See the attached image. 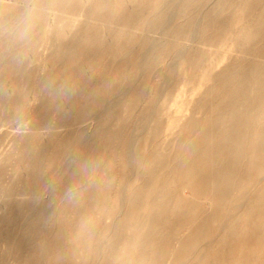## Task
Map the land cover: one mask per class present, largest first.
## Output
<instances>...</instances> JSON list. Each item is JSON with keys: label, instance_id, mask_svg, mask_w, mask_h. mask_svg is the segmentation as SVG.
<instances>
[{"label": "bare ground", "instance_id": "6f19581e", "mask_svg": "<svg viewBox=\"0 0 264 264\" xmlns=\"http://www.w3.org/2000/svg\"><path fill=\"white\" fill-rule=\"evenodd\" d=\"M0 1L2 4H4V2H5L4 0H0ZM12 1H13V3L10 2V4L11 3L13 4V6L11 5L12 7L6 8V6H4V7L0 6V72L7 71L8 75H9L7 78H9V80L11 81L10 85H12L13 87H16V84H18V82L23 81L24 78H26V73H25L26 68H28L32 64V60H29L27 57L28 52L30 53V51H28L30 44H33V46L35 45L34 47H36V44L37 45L39 44V46H41V48L43 47L42 48L43 52L37 58V64H38V68L42 69V71H43V69H45L47 67L49 68V71L47 72V74L45 76H43L39 79L34 78L32 80V82L30 80L26 79V80H24V83L17 85V87H19V86L21 87V94L19 95V98L14 103H12L11 105L8 102L9 107L7 109V112L16 111V110H18V111L20 110L22 112V110H24V105H23L22 100L25 99V100L37 102V105L35 107L32 106V108H31V112L34 114L37 111V109H40V110L43 109L45 104L48 103L52 98L60 96L64 99V102H63L64 107L62 106V108H64V109H62V112H63V110L66 111L65 106L67 104H69V106L67 105L68 107L66 109L71 108V110L73 109V111L77 110V112H79L80 115L78 117H75V119L72 121V123H68L64 117L66 115L69 116L70 111H69V114H66L65 116H64V114H62V112H59V114L61 113L64 116V117H62L63 119L61 117H59V115H57L58 119L56 118L57 119L56 123H54V121H53L51 123L52 125L48 124L49 122L45 121L47 118L45 116V119L43 120L45 123L41 124V125H37V127H36V128H38L37 130H39L38 134L39 135H41V134L50 135L51 134L50 136L53 137V135H52L53 131L61 130V132H63L64 128L67 126H68L66 128L67 130L69 127L71 129L72 126L74 124H76V122H80L81 124L79 123V125L80 126L85 125V127H82V126L80 127L78 125L77 129L80 131H77L75 129L76 131H74V133L72 134V132H73V130H72V132L70 133L71 136L69 135L70 137H66L68 139H66L67 141H66V144L64 146V150L61 149V151H62L61 157H59V155H58L61 153H58L57 151H56L57 155H56V152H54L55 153L54 155H56L58 157H54L53 154H48L46 157L43 156V154H41L42 150H44V149H42L43 147L42 148L36 147L34 144V141H33V138H35V137H33L31 140L28 137L26 131H23L19 137L12 140V142L10 143V146L8 148V152L5 155L4 160L7 162H13L15 160L17 167H18L15 170L16 173H22V174L28 176V180L26 181L25 184H22L18 189L11 190V189L5 188L6 190H1V192H0V202L2 201L0 204V264H66L65 261L72 258V257L73 258L74 257H77V258L80 257V259L86 257L87 251H85V250L88 248L89 245L86 242L87 240L85 241V238L83 237V235H81L79 233L80 228L84 227V226H82V222L79 223V221H78L75 224L77 227L73 225L74 227L71 228L70 230H68L67 233H65V234H64V230L61 227V225H59L57 230H53V228H52L55 221L60 222L62 220V218H60V213L62 211V209H61L62 203H66L67 201H72V199L79 193L76 190L75 191L72 190L71 185L68 186L71 183L66 181L68 183H65L66 185H64V182L62 183L61 181L65 180V179H69L72 176V174L74 175L75 172L80 171L79 172L80 175L79 174L78 175L81 177V173L85 172V175H86V172L88 173V172L92 171L93 174H91V177L93 178L92 175H94L96 178H93L92 180L87 178L91 181H89L88 183H85V184L83 183L80 187V190H81L80 195H83V196L88 195L87 196L88 198L89 197L92 198L91 193H93V194L95 193L94 192L95 186H97V185L100 187L105 186L102 183L105 182V179L110 178L112 172L110 171L111 174H109V176L107 177V175H108V169H107L106 175L104 174V175H101V177L97 178L99 168L96 169V167L99 166L100 164L104 165L107 162V159L105 158V156H101L98 154L95 155L94 152L97 149L99 150L100 148H102L101 143L106 138V136L111 139L110 134H108L106 131L108 130L107 129L108 125L111 123L110 118H112V117H114L113 122H115L114 123L115 124V128H114L115 130H113V136L112 137L116 141L118 139L120 140L119 136L123 133V132L121 133V131H124L126 129V127H128V125L132 121H133L132 123L135 124L134 126L132 125L133 126L132 132L129 135L128 141H126V143L123 146V154L125 153V155L123 156V159H122V164L125 167H129L132 170H134L135 166L139 165V164H137L138 158H137V151H136L137 142L141 138V136H139V135H141L147 129L146 124H148L153 118H155L154 117L155 116L154 113L156 114V112L154 111L155 107H152V109L150 111L151 113L149 115H147L146 118L142 117L143 119L137 118L135 120L134 118H132V116H130L128 109H130L131 107L133 108L134 106H130L132 100L130 101L129 92L135 88V86H134L135 84L139 85V82L137 81V80H139V79H137L138 76L135 77V75L130 74L131 73L130 71H133L134 69L136 71L138 69L137 74H139V72L140 73L146 72L147 69L152 68L154 66V60L159 58V56L161 55V51L164 49H168V50L171 49L172 50V48L173 49L177 48V50H176L177 52H178V50L183 51L185 48L189 47V45H191L193 43H197V45L205 44V45L213 46L215 43L213 40H206V39L204 40L203 39L204 29H206L208 27V25H211V28H213L215 25L214 19L218 15H220L222 12L226 11L227 10L226 8H228L230 10L232 8H235V7H243L244 9H246V8L250 9L249 11H247L248 14L246 13V16L249 17L248 21L244 19L245 24L240 28V30L235 34L229 33L224 38L225 39L224 43H226V42L230 43L229 51L230 50L235 51L238 55L244 54V52H243V48L245 46L244 42L253 38L254 33L257 32V30H258V28L254 29L255 26L253 25V21H251L252 16H254L255 14L259 15V20L254 21V23L255 24L260 23V19L264 16V0H166L167 2L161 3L162 5L159 4V1H161V0H141V4L140 3L139 4L142 6L144 5L146 10H147L146 11L147 13H145V14H147V15H145V18L136 17L134 15H132V16L130 15L131 17L128 18V15H127L128 13H127V11H125L127 9L124 10L127 14H125V15L122 14L124 16L120 15L118 13L119 12L118 10H117L118 12L115 11V8L118 5L126 3L127 5L129 4L127 6V7H129L131 4V1L135 2L137 0H81L82 7H81L80 11L77 13L76 17H74V21H73L74 22L73 25H75L77 21H80L81 27L78 30L77 29L74 30V26L72 25L66 29H59L58 31H55V33L53 35H51V37L49 39L45 36V33H48L49 31H51L52 28H51V23H50V25H46V27L44 26L46 16L50 13V11L56 12L57 10H59L60 13L69 12V9L71 7H74L73 3H72L74 1H72V0H12ZM28 1L29 2L31 1V2H30V4L28 3V5L26 6ZM162 1L164 2V0H162ZM168 2H170V3H168ZM204 2L205 3L209 2L212 5L211 9L208 11H205L203 9L201 12V9L203 7L201 9L199 7L200 13L198 12V14L196 16H194L195 18L192 19L191 15H190L191 12H189V10L191 9L190 8L191 5L193 4L192 6H194V4L196 5V4H199V3L201 4ZM71 3H72V6L70 5ZM74 3L77 5L79 3V0L77 3L76 2H74ZM55 4L57 5L56 7H55ZM69 5L71 7H69ZM202 6H204V5H202ZM118 7H120V6H118ZM134 7H136V6H134ZM192 9H193V7H192ZM199 9L197 8V9H195V11L199 10ZM140 10L142 11V8L139 9V12H140ZM143 10H145V9H143ZM122 11H123V9H122ZM192 11H194V10H192ZM120 13H122V12H120ZM224 13H226V12H224ZM53 14H55V13H53ZM188 15H190V17H188ZM206 15L209 16L208 21L204 17ZM223 15L226 16V14H223ZM78 17H82V18H78ZM222 18L223 17H221V20H222ZM224 18H226V17H224ZM242 18H244L243 13H242ZM177 19H180V21L182 19L183 22L180 23V21H179V23H180L179 25L175 24V20H177ZM183 19H186V21H184ZM205 21L207 23H205ZM79 25H77V26H79ZM154 27H155V30L160 29L159 31L157 30L159 32L158 36L156 35L157 32L154 31ZM97 28L101 29L98 39L102 38L103 43L101 44V46L99 45L100 48L98 46L96 47V49L99 48L98 50L95 49L92 52H88V51H90V49H89L88 51L85 50L86 52L84 51L85 54H82L83 48H81V47H82L83 43L85 41H87L88 35L90 34V31L92 29H94V31H95ZM213 29H212V31H214ZM60 30H62V31H60ZM234 30H235V28H234ZM142 31L146 32L147 35L149 33H150L149 35H151L150 31L156 32L155 35L157 36V38L152 39V40L150 39V42H149L148 38H146V36H147L146 35V36H143L146 38V40H144V39L142 40V38H140L141 35L139 36V34ZM212 31H209V33ZM61 32H69V33L70 32H73V33L76 32V34L74 35L72 40L69 38L68 42L63 43L58 38V35L61 34ZM95 32L97 33V31H95ZM46 38L48 39V41H47L48 43H46ZM260 38H261V36H260ZM260 38L258 37V39H260ZM93 39L94 38L92 37V40L91 39L90 40L93 42ZM98 39L96 40L97 42H98ZM146 41H147V43L149 42L148 45L146 44ZM262 43H264V42H262ZM88 44H90V43H88ZM96 44H98V43H96ZM96 44L93 42V46H95ZM90 45H92V44H90ZM139 45H142L140 50L137 47ZM86 47L87 46H85V48ZM88 47L90 48L91 46H88ZM257 47H259V46H257ZM134 48L139 50V52L136 53L137 59H135L134 62L125 61V60H127L126 57H130V55H132V54H134V57L136 56L135 53H133ZM254 51H256V50H254ZM261 52H262V50H261ZM181 53H183V52H181ZM263 53H261V54H263ZM162 54H163V52H162ZM250 54H252V53H250ZM253 55H254V52H253ZM179 56H180L179 59H177L178 63L180 62L179 68L184 69V74L181 72L179 73V71L177 72V67H176L177 63L172 64L169 61L170 63H168L169 65L167 66V70L163 74V80H164V83L165 82L168 83L169 80H172L174 77H179V76L181 77L183 75L182 82H181L182 84L180 86V90L176 93V95L173 98L169 99L168 107L163 109V111H161V112L170 114V111L174 108V111L178 114V117H177V119H170L166 127H167V129H173V128H177L178 126H180L182 132H186L189 128V123L187 121L185 122L184 120L186 119L188 113L190 111L197 112V111L201 110L200 109L201 107L199 104H195L194 106H191L192 101L195 99V93L197 92V90L202 88L203 85L207 84L208 81L207 82L202 81V79L204 77L203 73L198 74L199 69L202 68V65L199 62H195V64H193V63L191 64V61H190V63H189V61L185 57L184 53L180 54ZM195 56H197V55H195ZM162 57H163V55H162ZM245 57H246L245 59L247 60V56H245ZM249 57H251V56H248V58ZM67 58H69V60H71L73 62L74 61L77 62L76 63L77 67H76V69L71 70L68 73V75L66 76V80L62 83L63 86L58 88L56 86L57 85L56 84L57 78L62 75L60 67L62 65L63 60H65ZM119 58L121 60L125 59L124 60V63L126 62L125 64L121 62L122 64H124L123 65L124 70L120 72L119 68H117L120 74L118 73V76L116 75L115 79H112L111 67L113 66V63H114L113 61L115 59L119 60ZM225 58H226V55H224L223 58L219 60V62L221 60L223 61ZM256 58H258L259 61H264V55H258V56H256ZM132 59H133V55H132L131 60ZM118 60H115V61L117 62ZM242 60L243 59H241V61ZM253 61H254V59H253ZM156 63H158V62H156ZM253 63L254 62H252V64L251 63L250 64L253 66ZM114 66L112 68H114ZM116 66H117V64H116ZM236 67L237 66H233V68H235V70L233 72H236L237 69H239L238 67L236 69ZM248 68H249V70L247 71V73L249 76L250 75L249 71H250L251 67H248ZM189 69H191V70H189ZM224 69H226V68H224ZM228 70H226V73H224V75H223L224 77L227 76L226 74H227ZM147 72H150V70ZM258 72H260V71H258ZM132 73H134V72H132ZM231 73H232V71H231ZM231 73H228V77H226V78H229V76H231ZM262 73L263 74L261 75V77L264 75V72H262ZM150 74H152V73H150ZM237 74H239V73H237ZM147 75L149 76V73ZM232 75H234V73H232ZM235 75H236V73H235ZM87 76L95 77L97 79H96L95 85H93L92 87H89V89L85 90L84 86L86 85V82H85L86 80L85 81H82V80H83V78H85ZM145 76H146V73H145ZM145 76H143V77H145ZM218 77L215 76L213 79L217 78V80H218ZM237 78H239V76H237ZM237 78L235 80H237ZM250 78H251V80H250L251 82L244 86L242 96H240L239 92H238V95L240 96V99H238L239 102L233 101L232 98H234V96H236V95H234V96L229 97V99L227 100V103H226V104L232 105L235 108V110L236 109L238 110L237 112L240 111V113H242L244 115L239 116L238 118H235L232 116H227L226 112H223V113H226L224 115L221 114V112L223 110H219V109H221V107H223V106L224 107L227 106V105H223L224 100H221L219 102V104H211L210 111L211 112H215V111L220 112V113L216 114V116H219L221 114V116L218 117V119H217L218 123L215 122L216 121L215 119L217 118L215 116V119L213 118L215 120V121L213 120L215 122L214 126L213 125L209 126V124L213 123V121H211V122L209 121V124H207L206 127L200 129L201 131H200L197 139L193 142V145H191L189 148L187 146L183 147V149H185V150L190 149L191 151H193V154H196V155L198 154V156H200L202 159L208 160V162L210 161V165H209L211 167L210 171L211 172L215 171V174H210V178L207 181V188L213 192H215V191L219 192V196L217 197V200L213 199L210 203V206L212 207V211L208 214L207 219H205V221H203V223H201L199 225V227H197V229H196V234L200 235L199 238L201 236H205V235L208 236L212 233V231H213L212 227L214 225L213 221H215L214 219L218 218L221 215L220 212H218L219 206L223 205L224 203H227L229 201V198H231L230 202L233 201V197H232L233 193L237 189L243 188L244 180L240 184H237V182H236L237 178H234V176L237 175L236 174L237 152L240 150L246 149L245 147L247 144L245 145V142H248V140L251 138V136H249L250 135L249 129L251 128L252 123H255L256 121H258L262 117H264L263 114H260L259 112L256 114L255 113L256 110H253V109H255L254 108L255 105H254V102L251 101L250 96L248 94L249 93H257L260 96L261 90L257 89V87H255V83H256L255 79L257 78V76L254 77L252 75V77H250ZM143 79H145V78H143ZM224 80H226V79H224ZM262 80H263V78H262ZM7 81H6V83H7ZM81 81H82V83L85 82V83H83V84H85L84 86H83V84L81 85V83H80ZM259 81H261V80H259ZM147 82L149 83V81H147ZM147 82L145 83V85L147 84ZM191 82H192V86H191V88L188 89L187 85ZM218 82L222 83L223 81L219 80ZM227 82H228V80L224 83H226L227 85L233 84V82L230 83L231 81L228 83ZM116 83H117V85H119L118 87H116V91L118 90V88H119V90L117 92L115 91L112 94L111 91L112 90L114 91V89H115V88L114 89H112V88L114 87V84L116 85ZM224 83L222 85H224ZM243 83L244 82L241 81V87H242ZM258 83H260V82H258ZM262 83L264 84V82H261V84ZM142 85L145 86L143 83H142ZM152 85H153V82H152ZM215 85L216 84H214L212 86V89H214ZM222 85H220V86H222ZM6 86H7L6 84L4 85V84L0 83V89H4V90L8 89L9 85L7 87ZM88 86H89V84H88ZM88 86H87V88H88ZM165 86H166V84H164V87ZM147 87H146V89H148ZM164 87H162V88H164ZM231 87L233 88L234 86L231 85ZM143 88H145V87H143ZM143 88H141V90L138 89L140 92L138 91L137 93H135L134 97H136V99H137V97H141V93H142ZM259 88H261V87H259ZM164 89L157 93L156 101L158 99H164V100L166 99L167 92H165ZM212 89L210 87L209 92H212ZM219 89L226 91L223 89V87H221ZM262 89H264V88L262 87ZM231 90L229 89V91L231 93H233V89H231ZM147 91L148 90H146V92ZM219 91H218V93H216L217 96L214 98L218 97ZM236 91H238V90H236ZM3 92L1 95H3ZM209 92L206 94L207 96H208ZM230 92L228 94H231ZM241 92H242V89L240 90V93ZM131 93H133V92H131ZM131 93H130V96H131ZM212 93H211V95L214 96L215 94H212ZM224 94H226V92H224ZM132 96H133V94H132ZM223 96H226V95H223ZM263 96H264V94H263ZM3 97H2V99H3ZM145 97H148V96L145 95ZM236 97L238 98V96H236ZM141 98H140V100H141ZM259 98H261V97H259ZM2 99L0 102H3ZM126 99H128V100H126ZM210 99L208 98V100H210ZM261 99H263V98H261ZM57 100H56V102H57ZM142 100L144 101V99H142ZM208 100H206V101H208ZM141 101H140V103H141ZM261 101L262 100H260V99L258 100V103H259L257 105L258 108L261 104ZM65 102H67V104H64ZM95 102L98 103V105L93 110V105ZM128 102H130V104ZM203 102H204V100H203ZM208 102L211 103V101H208ZM126 103H128V106H130V107L124 106V104H126ZM207 104H209V103H207ZM51 105L52 104L50 103V106ZM137 105H139V104L137 103ZM147 105L148 104L144 105V108H142L143 111L145 109V106H147ZM140 106H139V108H140ZM224 107L222 109H226ZM117 108L119 110H117ZM197 108H199V110ZM207 108H209V107L207 106ZM51 111H52V109H51ZM139 111H142V110H139ZM203 111L205 114L206 110L203 109ZM203 111H202V113H203ZM31 112L29 111V113L26 112V114H25V112L23 111L20 114V116L18 115L19 118H17V119L20 122L26 121L30 117ZM134 112H135V110H134ZM51 113H53V112H51ZM51 113H49V115ZM130 113H131V111H130ZM134 114L135 113H133V115ZM136 114L134 116H136ZM192 115H193V113H192ZM3 117L4 116H2V119H0V120L3 121V119H4ZM190 117H192V116L190 115ZM190 117H189V119H190ZM200 117H201V115H200ZM200 117H199V119H195V120L201 121ZM50 118L51 117H48V121L50 120ZM157 118H155V119H157ZM40 120H42V118H40ZM211 120H212V118H211ZM109 121H110V123H109ZM82 122L84 123V125ZM160 122L161 121L159 120L158 123H160ZM197 123H198V121H197ZM232 124H233V127L235 126L237 128L234 129L231 133L228 130V127H231ZM75 126L76 125H74V128L77 127V126L76 127ZM156 126H159V124L155 125V127ZM217 126H221V128L224 129L223 131L226 130L225 131L226 133L228 131V133H227L228 136L230 135V133L233 134L234 131L237 133L240 132L241 138L234 140L232 143L229 142L231 144V146L224 144L223 147H221V150L217 151L213 155H209L211 149L215 146L216 140H215V137H213L212 135L214 133L213 128H215ZM190 127H191V125H190ZM193 128L191 129V131H194ZM110 131H111V129H110ZM147 132H149V131H147ZM67 135L68 134H66V136ZM190 135H192V132ZM216 135H218V132L216 133ZM222 136H223V134H222ZM228 136L226 137V139L228 138ZM246 136H247V138H246ZM51 137H49V138H51ZM182 137H183V135H182ZM53 138H51V139H53ZM254 138L257 139V138H260V136L257 137L256 133H255ZM39 139L37 142L40 141ZM56 139H57V135H56ZM35 140H37V137L35 138ZM106 140H107V138H106ZM53 141H56L55 138ZM255 141L256 140L254 139L253 142H255ZM62 142L64 143V141H62ZM35 143H36V141H35ZM45 144L46 143H44L43 146ZM57 144H59V143H57ZM122 144H123V142H122ZM50 147H52V144H50ZM56 148H58V145L56 146ZM56 148H54V150ZM60 148H61V145H60ZM60 148H59V150H60ZM50 149H52V148H50ZM114 149H116V148H114ZM185 150H184V152H186ZM112 152H113V150H112ZM118 152H119V150H118ZM48 153H50V152H48ZM242 153H243V151L241 152V155H242ZM105 154H107V153H105ZM110 154H112L111 151H110ZM116 155L118 156V154H116ZM240 157H239V159H241ZM242 157H243V155H242ZM176 158H178V156ZM91 159L94 161V162L92 161L94 163L92 166H95L93 170L91 168H90L91 170H89V167H91L90 164H89V166H87L88 165L87 162L89 160L91 161ZM116 159H118V158H116ZM47 161H48V164H45V162H47ZM111 161H115V159L114 160L112 159ZM173 161H172V164H173ZM185 161L186 162L183 161V163L180 164L179 166H176V168H178L183 173L185 172L186 167H188V165H186L187 160H185ZM240 161L241 160H239V162ZM120 162H121V158H120ZM239 162H238V164H239ZM42 164H45L46 166L45 165L43 166ZM112 164H113V162H112ZM115 166H116V164L113 167L114 169H116ZM119 166L122 167L120 165V163H119ZM170 166L172 168V165H170ZM117 167H118V165H117ZM173 167H175V166H173ZM171 168H170V170H171ZM2 169H3V167L0 168V172L4 170V169L3 170ZM118 169H119V167L117 168V170ZM135 172H134L135 173L134 177L137 179L139 177V172L138 171H135ZM76 175L74 177H76ZM117 175L113 174L112 175L113 177L111 176L113 179H110V180H114L115 176H116V178L118 177L120 179L119 174H117ZM211 175H215V176H211ZM5 176L6 175L3 174L2 177H5ZM190 176H191V174H190ZM174 177H175V175H174ZM262 177L263 176L261 175L260 178H262ZM82 179H84L83 176H82ZM78 182L82 183V181H80V180H78ZM77 183L75 185H77ZM80 183H79V185H77V187L80 186ZM72 184H73V182H72ZM124 185H126V184L124 183ZM107 187L109 188L110 185H108ZM107 187L106 186L103 187L102 190L107 188ZM112 188L111 189L109 188V189L112 190ZM125 188H126V186H125ZM162 188H164V186ZM162 188H159L158 190H160ZM122 189H124V187ZM102 190H100V191H102ZM110 190L105 189L103 191H108V194H109ZM165 190H166V188H165ZM111 192H114V191H111ZM111 192H110V194H111ZM163 192H166V191H162V194H163ZM192 192H193V190H192ZM99 193H98V189H97V194H99V195H101V193H104V192H99ZM89 194H91V196H89ZM112 194H111V196H112ZM125 198H126V196H122V197L120 196L119 201H123V203H124ZM20 199L22 201H20ZM81 199H83V197ZM93 199H95V198H92L91 201ZM100 199H101V197H100ZM105 199H106V201L108 200L106 196H105ZM109 200L111 201V199H109ZM247 200H248V198H247ZM97 201L99 202L98 199H97ZM106 201L104 200L102 202L106 203ZM110 201L107 202L108 206H109ZM114 202H116L115 199H114ZM241 203L242 202H240V204ZM93 204L96 205V203H93ZM240 204H239V206H240ZM103 205H104V203L102 204V207H103ZM262 205H264V204H262ZM108 206H107V208H108ZM120 206H122V204ZM241 206H242V204H241ZM97 207L95 206V208H97ZM91 208H93V206ZM88 209H89L88 211H91L90 207ZM79 210H81V209L79 208ZM238 210H240V209H238ZM92 211L94 212L95 209ZM70 212H71V209H70ZM120 213H122V211ZM119 214L117 211V215H119ZM101 215H102V213H101ZM110 216H113V213L110 214ZM230 216H231V213H230ZM69 217L70 216H68V218ZM115 217H116V215H115ZM99 218H100V216H99ZM113 218H114V216H113ZM76 219H78V218H76ZM73 220H74V218H73ZM82 220H84L83 222H85V221L89 222L88 220H85V219H82ZM105 220H107V219L105 218ZM110 220H113V219L111 218ZM192 220H195V219H192ZM37 223H38V225H37ZM96 223H97V221H96ZM86 224H89V223H86ZM140 224H142V223H140ZM233 225H234V223H233ZM87 227H88V225H86V228ZM92 227H93V225H92ZM112 227H113V225L111 226L110 230L112 229ZM89 229H91V228H89ZM97 229H96L95 233L98 232ZM83 230H84V228H83ZM110 230L105 231L104 235L110 237L111 235L114 236L116 234L115 233L116 230H114L115 232L110 231ZM218 230H219V234H222L221 236H225L227 233H230L233 230V226H228V223H225L223 226H220L218 228ZM88 231L89 230H87V234L89 233ZM53 233H54V235H53ZM164 236H166V235H164ZM70 240L76 241L75 244L69 245L68 242ZM79 243L82 244L83 248L79 246ZM108 243H109V241L107 240L106 245ZM106 245L102 248V250L100 252L101 255L102 254L104 255L108 251V247L105 248ZM181 245H182V247H184L183 243H179L178 248L175 249L173 251V253H171V255L169 256L170 262H172L174 264L178 263V260L176 258L179 256V253L182 249ZM215 247L216 246L211 247V252L213 250H215ZM99 248H100V246H99ZM112 248H113V246H112ZM203 253L204 252H202V254ZM101 255H99V256H101ZM206 255L208 256L207 253L206 254L204 253V255H203L204 258L202 259V262H204V263L207 262ZM61 256H62V258H60ZM200 256H202V255H200ZM93 257H94V255H93ZM76 261L74 263H76ZM182 263H183V260H182Z\"/></svg>", "mask_w": 264, "mask_h": 264}, {"label": "rangeland", "instance_id": "374dc122", "mask_svg": "<svg viewBox=\"0 0 264 264\" xmlns=\"http://www.w3.org/2000/svg\"><path fill=\"white\" fill-rule=\"evenodd\" d=\"M4 1H5L4 4H2L0 1V4H1L0 6H2V7L6 6V8L13 6L12 0H4ZM72 1H74L76 3L78 2V0L77 1L72 0ZM161 1H159V4L167 2L166 0H164V2L163 1L161 2ZM10 2H12V3L10 4ZM30 2L28 1L26 6L28 5V3L30 4ZM74 2H72L74 7H71L72 3L70 4L71 6L69 5V7H71L69 9V12L60 13L59 10H57L56 12L50 11V13L46 16L44 26L46 27V25H50V23H51V28H52L51 31H49L48 33H45V36L48 39L51 37V35H53L55 33V31H58L59 29H66L69 26L73 25L74 17H76L77 13L80 11V9L82 7L81 0H79V3L77 4L78 6ZM133 2L131 1V4L129 7H127L129 4L127 5L126 3H123L121 5L117 4L120 7L117 6L115 8V11L118 10L119 12L118 11L117 12L120 15H122V14L125 15L128 13L127 14L128 18H130L132 15H134L136 17H140V18L141 17L145 18V15H147V14H145V13H147L146 12L147 10H146L144 5L143 6L140 5L141 0H137L134 3ZM168 3H170V2H168ZM204 3L196 4L197 6L195 4H194V6H192L193 4L191 5L190 8L192 9V7H193L192 10H194V11H192L191 9L189 10V12H191V14L190 13L189 14L191 15L192 19L195 18L194 16H196L198 14V12L200 11V9L202 7L203 8L201 9V12L203 9L205 11H208L211 9L212 5L209 2H206L205 4ZM202 5H204V6H202ZM56 6L57 5L55 4V7ZM134 6H136V7H134ZM139 7L142 8L143 12L141 10L139 12V9H140ZM199 7H200V9H199ZM194 8L195 9L198 8L199 10H196L197 11L196 12ZM122 9H123V11H122ZM125 9H127V10H125ZM143 9H145V10H143ZM226 9L227 10L224 11L226 13L222 12L220 15H218L214 19L215 25H214V27L212 26L214 29L211 28V25H208V27L206 29H204L203 39L204 40L205 39L206 40H213L215 42L213 46H209V45H205V44L197 45V43H193V44L189 45V47L185 48L186 50L184 49L183 51L178 50V52H177L176 51L177 48L176 49L172 48V50L171 49H169V50L164 49L161 51V55L159 56V58L154 60V66L152 68L147 69L146 72L140 73L138 71L140 74L139 75V74H137L138 69L136 71H135V69L133 71H130L131 72L130 74L135 75V77L138 76L137 79H139V80H137L139 82V85L135 84L134 85L135 88L129 92V98H130V101L131 100L132 101H131V104H130V102H128V103L130 104V106H134L133 108L131 107L130 109H128L130 116H132V118H134L135 120L137 118L138 119L139 118H141V119L146 118L147 115H149L151 113L150 111H151L152 107H155L154 111L156 112V114L154 113V115H155L154 117L155 118L158 117V118L157 119L153 118L148 124H146L147 129L141 135H139V136H141V138L139 137L140 139L137 142V146H136L137 158H138L137 164H139V165L135 166L134 170H132L129 167H125L122 164V159H123V156L125 155V153L123 154V146L126 143V141H128L129 135L132 132L133 126L135 124L132 123L133 121L130 124L128 123L129 124L128 127H126V129L124 131H121V133L122 132L123 133L119 136L120 140L118 139L119 141L118 140L116 141L112 137L113 136V130H115L114 129L115 128V124H114L115 122H113L114 117L110 118L111 123L109 121L110 124L108 123L109 124L108 128H107L108 130L106 132L108 134H110L111 139L106 136L107 140L105 138L103 140L104 142L102 141V143H101V147H102V148H100L101 150L97 149L94 153H95V155L98 154L101 156H105V158L107 159V162L104 165H101V164L99 165L101 168L99 166L96 167V169L99 168V171L97 170L98 171L97 178L101 177V175H104V174L106 175L107 169H108L107 177L109 176V174H111V172H112L111 176L113 174L114 175L119 174L120 179L118 177L116 178V176H115L114 180H110V179H113L112 178L113 176L112 177L110 176V178L105 179V182L102 183L106 187L108 185H110V187H109L110 189L112 187L114 188V189L112 188V190H110L108 187H107L108 189L105 188L106 190H110V192L114 191V192H111V194L113 193L112 196H111L110 192L108 194V191H103L105 189L102 190V188L105 186L100 187L98 185L95 186V188H94L95 193L94 194L91 193L92 198H95L92 201H91L92 198L87 197L88 195L87 196L80 195L81 194V190H80L81 185L83 183L84 184L88 183L93 178H96L94 175H92L93 178L91 177V174H93L92 171H90L88 173L86 172V175H85V172L81 173V177L79 176L80 171L75 172L74 175L72 174V176L69 179H65V180L61 181L62 183L64 182V185H66L65 183H68V182L71 183L68 186L71 185V189L74 191L76 190L79 193L72 199V201H67L66 203H62V205H61L62 211L60 213V218H62V220L60 222L55 221L52 228H53V230H57L59 225H61V227L64 230V234H65V233H67L68 230H70L71 228L76 226L75 224L78 221H79V223L82 222V226H84V227L80 228L79 233L81 235H83V237L85 238V241L87 240L86 242L89 245L88 248L85 250V251H87L86 257L81 258V259H80V257H78V258L72 257V258L65 261L66 264H94V263L95 264H168V263L174 264V263L169 261V256L171 255V253H173V251L175 249L178 248L179 243H183L184 247H182V245H181L182 249L179 253V256L176 258L178 260L177 264H264V205H262V204H264V117L261 116L263 119L261 118L260 120L256 121L257 123L256 122L252 123L251 128L249 129V131H250L249 136H251V138L248 140V142H245V145L247 144L245 147L246 149H243V150H240L237 152V156H236V174L237 175H235L236 177L234 176V178H237L236 179L237 184H240L244 180L243 188L237 189L233 193V196H232L233 201L230 202L231 198H229V201L227 203H224L223 205L219 206L218 212H220L221 215L218 218L214 219L215 221H213L214 225L212 227L213 228L212 233L208 236H206V235L201 236L200 238H199L200 235L196 234V229H197V227H199V225L201 223H203V221H205V219H207L208 214L212 211V207L210 206L211 201L213 199L217 200V197L219 196V192H217V191L213 192L207 188V181L210 178V174H215V171H212V172L210 171L211 170V167L209 166L210 161L208 162V160L202 159L200 156H198V154L197 155L193 154V151H191L190 149L189 150L183 149V147L187 146L189 148L191 145H193V142L197 139V137L201 131L200 129L206 127L207 124H209V121L210 122L213 121L215 119L216 114L220 113L218 111L211 112L210 111L211 104H219V102L221 100H224L223 105H227V106L226 107L223 106L226 109H222L223 107H221V109H219V110H223L221 112V114L224 115L227 113V116H232L235 118H238L239 116L244 115V114L240 113V111L237 112L238 110L237 109L235 110V108L232 105H229L226 103H227V100L229 99V97L234 96V95L238 96V98L236 96H234V98H232L233 101L239 102L238 99H240V96H242V94H243V88L245 85H247L251 82L250 77H252V75L254 77L257 76V78L255 79L256 80L255 87H257V89L261 90V93H260L261 95L259 96L257 93H249L248 95L250 96L251 101L254 102V105H255L254 108L255 109H253V110H256L255 113L257 114L259 112L260 114H263V116H264V100H263L264 99V96H263L264 89H262V87L264 88V84L263 83H262L263 85L261 84V82H264V75L261 77V75L263 74L262 72H264L263 71L264 70L263 69L264 68V61H259L258 58H256V56H258V55H264V53H263L264 52V43H262V42H264V16L260 19V23H256V24L254 23V21L259 20V15L255 14L254 16H252L251 21H253V25L255 26L254 29L258 28V30H257V32L254 33L253 38L244 42L245 46H244V48L242 47L244 54L238 55L235 51H232V50H230L231 52L229 51L230 43L229 42L224 43V40H225L224 38L229 33L235 34L240 30V28L245 24L244 21L245 20L248 21L249 17L246 16V13L250 9L249 8L244 9L243 7H235V8H232L231 10L228 8H226ZM124 10L127 11V13ZM120 12H122V13H120ZM53 13H55V14H53ZM242 13H243L244 18H242ZM223 14H226V16H224ZM124 15H122V16H124ZM190 15H188V17H190ZM204 17L208 21L209 16L206 15ZM221 17H223L222 20H221ZM224 17H226V18H224ZM78 18H82V17H78ZM183 20L186 21V19H183ZM179 21H180V19L175 20V24L179 25L181 22H183L182 19H181L180 23H179ZM205 23H207V22L205 21ZM75 25H73L74 30L75 29L78 30L81 27V22L77 21ZM77 25H79V26H77ZM234 28H235V30H234ZM94 29H92L90 31V34L88 35L87 41H85L83 43V45L81 44L82 45L81 48H83L82 54H85V52H86L85 50L88 51L90 49V51H88V52H92L96 49L97 46L100 48L101 44L103 43L102 38L98 39L101 29L97 28L95 30V31H97V33L94 31ZM212 29L214 31H212ZM157 30L159 31L160 29L155 30V27H154V31H156L157 33L150 31L151 35H149L150 33L147 35L146 32L142 31L139 34V36L141 35L140 38H142V40L143 39L146 40V38H148V40L150 42V39L151 40L156 39L157 36L159 35V32ZM60 31H62V30H60ZM209 31H212V32L209 33ZM72 33L73 32H70V33L69 32H61V34L58 35V38L61 42L66 43V42H68L69 38L72 40L74 35L76 34V32H74L73 34ZM155 33L157 36L155 35ZM259 35L261 36V38ZM91 36L95 39V40L93 39V42L95 44L98 43L95 46H93V42L91 41L92 40ZM143 36H146V38ZM258 37L260 39H258ZM47 38H46V43H48ZM96 38L98 39V42L96 41L97 40ZM147 41H146V44L148 45L149 42L147 43ZM88 43H90L92 45H90ZM256 45L259 47H257ZM30 46H29L30 50L28 49V51H30V53L28 52L27 57L29 60H32V64L28 68H26V70H25L26 78H24V80L28 79L32 82V80L34 78L39 79V78L45 76L47 74V72L49 71V68L47 67V68L43 69V71H42V69L38 68L37 58L43 52V49H42L43 47L41 48V46H39V44L38 45L36 44V47H34L35 45L33 46V44H30ZM85 46H87V47L85 48ZM88 46H91V47L89 48ZM139 46H137V47L140 50L142 45H139ZM99 48H97L96 50H98ZM135 48H134L133 53H135V55H136V53H138L139 50L135 49ZM254 50H256V51H254ZM261 50H262V52H261ZM162 52H163V54H162ZM181 52L184 53V55L187 58V60L189 61V63H190V61H191V64L192 63L195 64V62H199L202 65V68L199 69L198 74L203 73L204 77H203L202 81H206V82L208 81L207 84L203 85V87L200 88L199 90H197V92L195 93V99L192 101L191 106H194L195 104H199L201 107V108L200 107L199 108L201 110L197 111V112L190 111L188 113L186 119L184 120L185 122L187 121L189 123V128L186 132H182L180 126H178L177 128H173V129H167L166 126H167L169 120L170 119H177V117H178V114L174 111V108L170 111V114L161 112V111H163V109L168 107L169 99L173 98L176 95V93L180 90L183 75L181 77L180 76L174 77L172 79L173 81L169 80L168 83H166V82L164 83L163 74L167 70V66L169 65L168 63H170V62L172 64L177 63V66H176L177 72L179 71V73L181 72L184 74V69L179 68L180 62L178 63V60H177L180 57L179 55L183 54ZM253 52H254V55H253ZM250 53H252V54H250ZM261 53H263V54H261ZM132 55H133V59L131 60ZM132 55H130V57H126L127 60L122 59L123 60L122 61L119 58V60L115 59V60H118L117 62L115 60L113 61L114 62L113 66L114 65L115 66H114V68H112L113 66L111 67L112 79H115L116 75L118 76L119 71L121 72L124 70L123 65L126 63V62L124 63V60L127 62L128 61L134 62L135 59H137V55L135 57H134V54H132ZM162 55H163V57H162ZM195 55H197V56H195ZM224 55H226V58L223 61L221 60L219 62V60L222 59ZM245 56H247V60L245 59L246 58ZM248 56H251L252 58L251 57L248 58ZM241 59H243V60L241 61ZM253 59H254V61H253ZM74 62L69 60V58L63 60L62 65L60 67L62 75L57 78V82H56V84H57L56 86L58 88L63 86L62 83L66 80V76L68 75V73L71 70L76 69V67H77L76 63L77 62H75V63ZM121 62L124 64H122ZM156 62H158V63H156ZM252 62H254L253 66L251 65ZM115 63L117 64V66ZM232 65L237 66L239 69H237V67H236L237 71L233 72L235 70V68H233ZM248 67H251L250 71H249L250 72L249 76L247 73V71L249 70ZM117 68H119V71ZM224 68H226V69H224ZM149 70H150V72H147ZM189 70H191V69H189ZM226 70L229 71V72L227 71L226 77H228V73H231V71H232V73H234V75H232V73H231V76H229V78L224 77L223 75H224V73H226ZM258 71H260V72H258ZM132 72H134V73H132ZM145 73H146V76L148 78L145 76ZM148 73H149V76L147 75ZM150 73H152V74H150ZM235 73L237 76H239V78H237ZM237 73H239V74H237ZM142 75L145 77H143ZM8 76L9 75H8L7 71L0 72V83H2L4 85L6 84L7 86L9 85L8 89H6V90L0 89V92H1L0 93V101H1L2 97L4 96L2 99L3 102H0V109H1L0 110V119H2V116H4L3 121L0 120V168L3 167V169H4V170L2 169L3 171L0 172V192H1V190H6V189H11V190L18 189L22 184H25L26 181L28 180V176H26L22 173H16L15 170L18 167H17L15 160L13 162H7L4 160V157L8 152V148L10 146V143L12 142V140L19 137L23 131H26L28 137L31 140L33 137H35V138L37 137V140H35V138H33L34 144L36 147H40V148L43 147L42 149H44V150H42L43 153L41 152V154H43V156H45V157L48 154H53L54 157H58V156H56L57 152L61 153V154H58L59 157H61V155H62L61 149L64 150V146H65L66 141H67L66 139H68L66 137L71 136L70 133L72 132V130H73L72 134L76 130L80 131L77 129L80 122H76V124H74L77 126V127L75 126L76 128H74V125H73L72 126L73 129L72 128L70 129V127H69L67 130L66 129L68 127L67 126L64 128L63 132H61V130L53 131L52 135L56 141H53L54 138L50 136L51 134L50 135H48V134L47 135H43V134L39 135L38 134L39 130H37L38 128H36V127H37V125H41V124L45 123L43 121L45 119V116L47 117L45 121L49 122L48 124L52 125L51 123L53 121H54V123H56V120L58 119L57 115H59V117L62 118L66 114H69V111H70L69 116L66 115L64 117L68 123H72V121L75 119V117H78L80 115V113L77 112V110L73 111V109L71 110V108L66 109L69 106V104H67V102L64 103V104L68 105V106L67 105L65 106L66 111L63 110V112H62V109H64V108H62V106L64 107V105H63L64 99L60 96H59L60 98L59 97L52 98L48 103L45 104V106L43 108L44 110L43 109H41V110L37 109V111L34 114L31 112V108H32V106L35 107L37 105V102L29 101V100H25V99L22 100L23 105H24V110H22V112L24 111L26 114V112L29 113V111H30L31 114H30V117L26 121L20 122L17 118H19V116L22 112L20 110L7 112V109L9 107L8 102L11 105L12 103H14L19 98V95L21 94V87L20 86L17 87V85L24 83V80L20 81V82L17 81L18 84H16V87H13L12 85H10L11 81L9 80V78H7ZM215 76L216 77L219 76L218 80H217V78L213 79ZM143 78H145V79H143ZM236 78H237V80H235ZM262 78H263V80H262ZM96 79L97 78H95V77L87 76V77L83 78V80L81 79L82 81L86 80L85 81L86 85L83 84L85 82L82 83V81H81L80 83H81V85L83 84V86L85 85L84 89L86 90V89H89V87H92L93 85L96 84ZM224 79H226V80H224ZM146 80L149 81V83ZM219 80L220 81L222 80L223 82L222 83L218 82ZM227 80H228V82L231 81L230 83L233 82V84L227 85L226 83H224ZM259 80H261V81H259ZM6 81H7V83H6ZM241 81L244 82L243 83L244 85L242 84V87H241ZM146 82H147L146 85L148 87L145 85ZM152 82H153V85H152ZM258 82H260V83H258ZM142 83L145 86H143ZM223 83H224V85H222ZM88 84H89V86H88ZM164 84H166V86H165L166 88L164 87ZM214 84H216L215 85L216 88L214 87V89H212V86ZM220 85H222V86H220ZM231 85L234 87L232 88ZM87 86H88V88H87ZM118 86L119 85H117V83H116V85L114 84V87L112 89H114V88L115 89H114V91L113 90L111 91L112 94L116 91V87H118ZM191 86H192V82L187 85L188 89L191 88ZM143 87H145V88H143ZM146 87L148 89H146ZM162 87H164L165 89ZM210 87H211L213 93L209 92ZM221 87H223V89L226 91L219 89ZM259 87H261V88H259ZM141 88H143L142 93H141L142 98L137 97V99H138L137 100L136 97H134V95L139 90H141ZM163 89L165 92H167L166 99L165 100L164 99H158L156 101L157 93ZM229 89L230 90L233 89V93H231L229 91ZM241 89H242V92L240 93ZM118 90H119V88H118ZM146 90H148V91L146 92ZM236 90H238V91H236ZM207 91L210 94V95L208 94V96L206 95L208 93ZM218 91H219L218 97L214 98L217 96L216 93H218ZM2 92H3V95H1ZM131 92H133V93H131ZM224 92H226V94H224ZM229 92L231 94H228ZM238 92H239L240 96L238 95ZM130 93H131V96L133 94L132 97L130 96ZM211 93L215 94V95L212 96ZM144 94L148 97H145ZM223 95H226V96H223ZM259 97H261L263 99H261ZM140 98H141V100L144 99V101L143 100L141 101ZM208 98L209 99L211 98V99L208 100ZM259 99L262 101L260 104L261 107L259 106V108H258L257 105L259 104L258 103ZM56 100H57V102H56ZM126 100H128V99H126ZM139 100L141 101L142 104L140 103ZM203 100H204V102H203ZM206 100L211 101V103L206 101ZM136 102L139 105H137ZM50 103L52 104L51 106H50ZM128 103H126L127 105L124 104V106L130 107V106H128ZM207 103H209L210 105ZM146 104H148V105L145 106V109H144L145 112H144L142 108H144V105H146ZM97 105H98V103L95 102L93 105V110L97 107ZM139 106H140V108H139ZM207 106L209 108H207ZM50 108L52 109V111ZM199 108H197V109L199 110ZM203 109L206 110L205 114H204ZM117 110H119V109L117 108ZM134 110H135V112H134ZM139 110H142V111H139ZM130 111H131V113H130ZM202 111H203V113H202ZM51 112H53V113H51ZM59 112H62V114H64V116L61 113L59 114ZM223 112H226V113H223ZM49 113H51V114L49 115ZM133 113H135V114L137 113L136 116H134L135 114L133 115ZM192 113H193V115H192ZM221 114L219 116H216L217 117L215 119L216 121L214 120L216 123H218L217 119H218V117L221 116ZM190 115L192 117H190ZM200 115H201V117H200ZM48 117H51L49 121H48ZM189 117L191 120L189 119ZM199 117L201 118V121L195 120V119H199ZM40 118H42V120H40ZM211 118H212V120H211ZM158 119L161 121L160 123H158V121H159ZM197 121L199 124L197 123ZM214 121H213V123L209 124V126H212V125L214 126V123H215ZM157 124H159V126L155 127V125H157ZM83 125H84V123H83ZM190 125H191V127H190ZM82 127H85V125ZM192 128L194 131H191ZM236 128L237 127H235V126L233 127V124H232L231 127H228V130L232 133V131ZM110 129H111V131H110ZM223 130L224 129L221 128V126H217V127L213 128L214 133L212 136L215 137L216 141H215V146L211 149L209 155H213L217 151L221 150V147H223L224 144L231 146L230 143H232L236 139L241 138L240 132L237 133L234 131L233 134L230 133V135L228 136L227 135L228 131L226 133L225 132L226 130L225 131H223ZM147 131H149V132H147ZM191 132H192V135H190ZM217 132H218V135H216ZM255 133H256V136L257 137L260 136V138H257V139L254 138ZM66 134H68V135L66 136ZM222 134H223V136H222ZM56 135H57V139L59 141L56 139ZM182 135H183V137H182ZM227 136L229 138V139L227 138L228 140L226 139ZM49 137H51L53 139H51ZM246 138H247V136H246ZM38 139L40 140L39 142H37ZM254 139L256 140L255 142H253ZM35 141H36V143H35ZM62 141H64V143ZM122 142H123V144H122ZM44 143H46V144L43 146ZM49 143L52 144V147H50ZM57 143H59L61 145V148H60V145ZM57 145H58V148H56ZM49 147L52 148L53 150L50 149ZM54 148H56V149L54 150ZM59 148H60V150H59ZM114 148H116V149H114ZM112 150H113V152H112ZM118 150H119V152H118ZM184 150L186 152H184ZM110 151L112 154H110ZM242 151H243V153H242L243 157L241 155ZM48 152H50V153H48ZM54 152H56V155H54L55 154ZM105 153H107V154H105ZM116 154H118V156ZM177 156H178V158H176ZM115 157L118 159H116ZM239 157L241 159H239ZM120 158H121V162H120ZM112 159L113 160L115 159V161H111ZM185 160H187L186 165H188V167H186V170L183 173L178 168H176V166H179L180 164H182L183 161L186 162ZM239 160H241V161L239 162ZM92 161L93 160L91 159V161L89 160L87 162V164H88L87 166H89V164L91 165V167H89V170H91V169L93 170L95 167V166H92L94 164L93 163L94 161L93 162ZM172 161H173V164H172ZM112 162H113V164L114 163L116 164V166H115L116 169L113 168L115 164L113 165ZM118 162L120 163V165L122 167L119 166ZM238 162H239V164H238ZM45 164H48V161L45 162ZM45 164H42V165L44 166ZM117 165H118L120 170L119 169L117 170V168H118ZM170 165H172V168ZM173 166H175V167H173ZM170 168H171V170H170ZM135 171L139 172V177L137 179L134 177V174L136 173ZM2 173L6 176L2 177L3 176ZM190 174H191V176H190ZM75 175H76V177H74ZM174 175H175V177H174ZM261 175L263 176L262 178H260ZM82 176L84 179H82ZM211 176H215V175H211ZM76 178L78 180L82 181V183L78 182V180ZM87 178H89L91 180H89ZM66 181H68V182H66ZM72 182L74 185L72 184ZM75 182L77 183V185H79V183H80V186L77 187V185H75L76 184ZM124 183L126 185H124ZM122 186L124 187V189H122L123 188ZM125 186H126V188H125ZM163 186H164V188H162ZM159 188H162V189L158 190ZM165 188H166V190H165ZM97 189H98V193L99 192L105 193V194L101 193V195L103 197L101 195H99L100 193L97 194ZM100 190H102V191H100ZM192 190H193V192H192ZM162 191H166V192H163V194H162ZM91 194H89V196H91ZM103 194L107 197V199H108L107 201H106L105 196ZM120 196L121 197L126 196L124 203H123V201H119ZM82 197H83V199H81ZM100 197L102 200L100 199ZM247 198H248V200H247ZM97 199L99 200V202L97 201ZM109 199H111L112 202ZM114 199L116 200V202H114ZM104 200L106 201V203L102 202ZM20 201H22V200L20 199ZM108 201H110L109 206L107 205ZM1 202H0V204H1ZM240 202H242L241 203L242 206H241ZM93 203H96V205ZM103 203L105 206L103 205V207H102ZM121 204H122V206H120ZM239 204H240V206H239ZM81 205L82 206L84 205V206L82 207ZM92 206L95 209L94 212L92 211V210H94L93 208H91ZM95 206L96 207L98 206L97 207L98 209L95 208ZM107 206H108V208H107ZM89 207H90L91 211H88ZM79 208L81 210H79ZM70 209H71V212H70ZM238 209H240V210H238ZM117 211H118V214L121 211H122V213L117 215ZM101 213H102V215H101ZM112 213H113L114 218H113V216H110V214H112ZM230 213H231V216H230ZM115 215H116V217H115ZM68 216H70V217L68 218ZM99 216L101 219L99 218ZM73 218H74V220H73ZM76 218H78L79 220ZM105 218L107 220H105ZM111 218L113 220H110ZM82 219L88 220L89 222H87V221L83 222L84 220H82ZM192 219H195V220H192ZM96 221H97V223H96ZM86 223H89L90 225L86 224ZM140 223H142V224H140ZM225 223H228V226H233V230L230 233H227L225 236H221L222 234H219L218 228L220 226H223ZM233 223H234V225H233ZM37 225H38V223H37ZM86 225H88L87 228H86ZM92 225L94 228L92 227ZM112 225H113V227L114 226L115 227L114 228L112 227V229L110 230ZM83 228H84V230H83ZM89 228H91V229H89ZM96 229L98 230V232L95 233ZM87 230H89L88 231L89 235L87 234ZM107 230H110V231L116 230V232L114 231L116 234L114 236L111 235L110 237L105 236L104 233ZM53 235H54V233H53ZM164 235H166V236H164ZM107 240L109 241V243L106 245ZM75 242L76 241L70 240L68 242V244L74 245ZM105 245H106L105 248L108 247V251L104 255L103 254L101 255L100 252ZM79 246L83 248L81 243H79ZM99 246H100V248H99ZM112 246H113V248H112ZM212 246H216V247H215V250H213L211 252ZM202 252H204L205 254L206 253L208 254V256L206 255L207 262H205V263L202 262V259L204 258V256H203L204 253L202 254ZM93 255H94V257H93ZM99 255H101V256H99ZM200 255H202V256H200ZM62 256L60 258H62ZM182 260H183V263H182ZM75 261H76V263H74Z\"/></svg>", "mask_w": 264, "mask_h": 264}]
</instances>
